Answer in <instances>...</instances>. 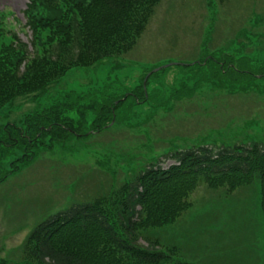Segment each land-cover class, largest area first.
Segmentation results:
<instances>
[{
	"label": "rangeland",
	"instance_id": "obj_1",
	"mask_svg": "<svg viewBox=\"0 0 264 264\" xmlns=\"http://www.w3.org/2000/svg\"><path fill=\"white\" fill-rule=\"evenodd\" d=\"M31 2L0 0V49L13 45V34L30 42ZM52 106H61L72 127L53 140L36 139L34 147L33 139L19 143L20 130ZM0 141V166L9 173L0 176V264L17 259L49 216L121 193L152 164L168 166L170 152L264 143V0H226L211 11L206 0H162L128 54L74 68L44 92L2 107ZM186 183L156 192L174 197L182 210L150 211L139 243L159 242L195 264H264L258 182L233 190L204 179L190 189ZM57 236L65 244H106L79 225Z\"/></svg>",
	"mask_w": 264,
	"mask_h": 264
},
{
	"label": "trees",
	"instance_id": "obj_2",
	"mask_svg": "<svg viewBox=\"0 0 264 264\" xmlns=\"http://www.w3.org/2000/svg\"><path fill=\"white\" fill-rule=\"evenodd\" d=\"M225 1L206 0V6L211 11ZM161 2L32 0L28 8L30 42L13 34V45L0 49V109L18 96L44 92L74 68L128 54L138 44ZM240 27L243 30V25ZM205 46L209 48L210 41ZM11 51L16 54L12 55ZM221 57L225 58L226 53L221 52ZM149 78L150 75L146 80ZM60 108L52 106L49 112L38 114L35 125L18 133L19 143L25 139L24 144L30 146L33 139L34 147L39 143H35L36 139L48 134L53 140L57 130L64 132L66 126L72 127L71 120H63L66 116ZM3 143L0 141V150ZM165 157L173 163L167 166L159 160L149 166L121 190L122 196L126 195L124 200L116 190L49 216L35 226L20 246L19 257L3 260L2 264H195L180 255L174 256L172 250H164L159 242L147 237L148 245L139 243L144 227L151 222L150 211L161 215L182 210L174 197H155L158 190L171 191L177 181L187 182L190 189L196 180L204 179L211 185H227L230 190L256 181L264 213L263 142L255 141L247 146L200 145L170 152ZM3 170L0 166V176L5 179L9 173H2ZM138 206L142 208L137 210ZM137 216L139 219H135ZM74 225L102 235L106 244L81 246L59 242L57 235Z\"/></svg>",
	"mask_w": 264,
	"mask_h": 264
},
{
	"label": "water",
	"instance_id": "obj_3",
	"mask_svg": "<svg viewBox=\"0 0 264 264\" xmlns=\"http://www.w3.org/2000/svg\"><path fill=\"white\" fill-rule=\"evenodd\" d=\"M166 66H168V65H166ZM159 69H160V67L156 68L155 71H158Z\"/></svg>",
	"mask_w": 264,
	"mask_h": 264
}]
</instances>
